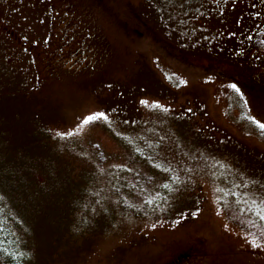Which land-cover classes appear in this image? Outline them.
Instances as JSON below:
<instances>
[{
    "label": "rangeland",
    "instance_id": "obj_1",
    "mask_svg": "<svg viewBox=\"0 0 264 264\" xmlns=\"http://www.w3.org/2000/svg\"><path fill=\"white\" fill-rule=\"evenodd\" d=\"M260 124V0H0L26 264H264Z\"/></svg>",
    "mask_w": 264,
    "mask_h": 264
},
{
    "label": "trees",
    "instance_id": "obj_2",
    "mask_svg": "<svg viewBox=\"0 0 264 264\" xmlns=\"http://www.w3.org/2000/svg\"><path fill=\"white\" fill-rule=\"evenodd\" d=\"M259 132L264 135V128H259ZM5 205V199L0 195V259L5 264H26L28 252L23 244L14 239L12 219Z\"/></svg>",
    "mask_w": 264,
    "mask_h": 264
},
{
    "label": "snow or ice",
    "instance_id": "obj_3",
    "mask_svg": "<svg viewBox=\"0 0 264 264\" xmlns=\"http://www.w3.org/2000/svg\"><path fill=\"white\" fill-rule=\"evenodd\" d=\"M233 87H236L235 85H233ZM101 115H104L103 113H101ZM89 119H91V117H89ZM257 123H259L258 121H257ZM260 127H262V128H264V124H260Z\"/></svg>",
    "mask_w": 264,
    "mask_h": 264
},
{
    "label": "flooded vegetation",
    "instance_id": "obj_4",
    "mask_svg": "<svg viewBox=\"0 0 264 264\" xmlns=\"http://www.w3.org/2000/svg\"><path fill=\"white\" fill-rule=\"evenodd\" d=\"M260 2H262V4H263V7H264V0H260Z\"/></svg>",
    "mask_w": 264,
    "mask_h": 264
}]
</instances>
